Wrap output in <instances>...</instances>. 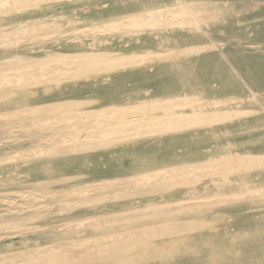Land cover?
Wrapping results in <instances>:
<instances>
[{"label": "rangeland", "instance_id": "1", "mask_svg": "<svg viewBox=\"0 0 264 264\" xmlns=\"http://www.w3.org/2000/svg\"><path fill=\"white\" fill-rule=\"evenodd\" d=\"M14 1L26 0L0 1V33L16 36L0 48L6 85L25 75L28 68L14 64L27 55L104 50L148 62L0 101V264H264V167L185 183L213 160L264 156V0H29L26 9L1 12ZM151 12L158 24L140 29L134 16ZM164 13L176 22L161 25ZM191 94L247 116L78 152L79 143H68L83 129L69 112L30 110L69 99L95 109ZM167 170L177 172L151 193L132 178ZM159 207L171 212L151 214ZM179 222L191 226L150 237Z\"/></svg>", "mask_w": 264, "mask_h": 264}, {"label": "bare ground", "instance_id": "2", "mask_svg": "<svg viewBox=\"0 0 264 264\" xmlns=\"http://www.w3.org/2000/svg\"><path fill=\"white\" fill-rule=\"evenodd\" d=\"M26 1L23 2L24 4L22 3L23 5L16 4L14 1L13 4L14 3L15 4L12 7L8 6L9 8L6 7L7 9H3L1 12H7V11L10 12L16 9H26L27 7L33 5L32 4L33 1H29V0L27 2ZM34 5L36 4L34 3ZM151 14L152 12L143 15L137 14L134 16V18L136 17L139 18L138 20H136V23L140 29L150 28L158 24V22L155 21L154 17L152 18ZM173 20H174L173 14L171 15L165 14L164 19L161 22V25H163V23L167 25L171 24L173 23ZM72 22L74 21H69V23ZM34 27L43 28L44 26H42V24L37 23L34 25ZM112 27L113 25H110L109 28L103 25L100 26L99 28H101L100 31L105 32V31H110ZM96 28L98 29V27H94L92 29L95 30ZM35 30L36 29H33L34 32ZM20 33L18 34L21 35ZM10 34H14V33H9V35L8 34L4 35L0 33V48L3 46L5 47L15 44L14 39L16 36L14 37L11 36ZM30 39L34 41L37 39V37L32 36ZM190 51H191L190 49L182 52L177 51L176 54L187 53V52L189 53ZM147 62L148 59L145 55H139L133 53L119 54L116 52L112 53L104 50L60 52V53L52 54L47 59L43 57H37L31 55L22 56L21 59L15 62L14 65L18 67H22V69L25 68L28 69L26 73H24L25 75L21 76L20 73L21 77L20 78L19 76L16 77L19 79L14 80V83L11 84V86L2 83V81L0 82V89H4V90L6 89V91L0 92V101L3 102L8 100L18 99L25 90V88L28 87H39L52 83H64L68 81L78 80L83 77H90L102 72L129 69L132 67L142 66ZM11 72H12V68H11ZM10 79H12V77ZM2 80H4V78ZM86 105L87 103L84 101L69 99L65 101L62 100V101H53L49 103L38 104L30 110L39 115H52L55 114L56 112H61V111L69 112L70 114L67 115L69 116L68 118H71L78 127L83 129L82 133H80L79 137L77 138L78 142L71 141L68 143L70 145L71 144L74 145V143H79L80 148L78 149L79 150L78 152H81L83 150H91V149L93 150L102 146L105 147L106 145L109 144H116L119 142H123L127 139H130L132 137H139L140 135H151V134L163 135L166 133H172L179 130H186V129L204 127L209 125L210 126L222 125V124H227L238 118L247 116L246 112L233 110V109L217 108L215 107V102L213 100L206 99L204 97L194 94L178 96L173 99H153L149 101H144L142 103L134 104L131 106L111 105V106H104L95 109H87ZM50 117L52 118V123H53L55 117L53 116ZM99 133H104V134L107 133L109 134V136L107 138L102 139L99 138L100 136V135L98 136ZM204 166L205 168H203L200 173H196L192 177L193 179H191V181L186 180L185 183L191 184L195 181L203 180L204 178L211 179L213 177H225L232 174L233 175L247 174L250 171H254L256 169L264 167V156H253V157L249 155L230 156V157L221 158V160L220 159L213 160L212 163L210 162V164L203 165L202 167ZM175 172L177 171L167 170L164 172V174L161 175H159L158 173L143 174V175L137 174L132 176V178H134L135 180L144 181L142 183L143 188L140 190L141 193H151L165 188V186L169 183H166L165 181H163V179H167L169 175L173 177L174 176L173 173L175 174ZM177 175H175L176 179H177ZM175 180L173 179V181ZM179 182L175 181V183H170V184H181ZM167 209L170 208L161 209L159 207L158 210L152 211L151 214H159L160 212L167 211ZM169 212H171V210H168L166 213ZM139 216L145 217L146 215L142 214V216L141 215ZM190 226L191 225L188 224L187 222H179V224H175L170 227L167 226L157 229H155L154 227L155 231L154 232L152 231L153 233L151 232L152 235L150 237L158 234L170 233L175 230H185L188 229ZM148 229L149 228H147V230ZM133 236L135 237V235ZM143 238L145 237L141 236L137 239H134V241H138ZM45 260L47 261V258Z\"/></svg>", "mask_w": 264, "mask_h": 264}]
</instances>
